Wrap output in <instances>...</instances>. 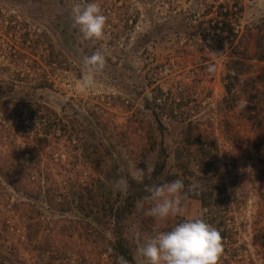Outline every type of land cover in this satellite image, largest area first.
<instances>
[{"label": "rangeland", "instance_id": "1", "mask_svg": "<svg viewBox=\"0 0 264 264\" xmlns=\"http://www.w3.org/2000/svg\"><path fill=\"white\" fill-rule=\"evenodd\" d=\"M199 1L97 0L104 33L84 40L72 26L74 0H0V264H117L118 256L140 264V236L202 216L201 199L187 192L193 180L223 193V219L208 220L232 231L218 264H264V152L236 150L230 139L256 135L245 99L264 95V0H238L239 36L223 53L199 35L191 14ZM97 48L105 67L85 89L82 58ZM229 68L238 94H227ZM160 93L178 103L162 124L152 108ZM29 98L87 136L77 146L56 139L51 175L28 152L29 119L18 113ZM146 158L153 171L137 182L128 165L144 168ZM209 165L213 181L203 179ZM118 175L128 177L126 194L111 189ZM45 176L57 185L42 186ZM13 177L28 184L14 187ZM68 177L87 189L65 188ZM177 177L187 192L180 215L160 222L137 208L144 185Z\"/></svg>", "mask_w": 264, "mask_h": 264}, {"label": "clouds", "instance_id": "2", "mask_svg": "<svg viewBox=\"0 0 264 264\" xmlns=\"http://www.w3.org/2000/svg\"><path fill=\"white\" fill-rule=\"evenodd\" d=\"M70 16L72 26L84 40H99L102 38L106 25V16L101 11L97 0H74ZM105 52L100 48L82 58L86 71L83 73L81 85L85 89L93 88L96 76L104 69ZM216 65L209 64L206 71L215 72ZM244 107L243 104L240 105ZM145 167L140 168L129 163L128 176L137 182H142L145 173L153 171V165L146 158ZM202 185L199 180H193L187 186V192H197ZM146 194L136 201L144 215L155 221H166L171 216L180 215L185 192L184 180L177 177L172 180L144 185ZM114 193L126 194L129 189L128 177L118 175L111 181ZM222 240L218 229L208 223L202 216H185L168 230L153 231L151 234L139 237L136 254L140 264H218L222 252ZM111 252V249L108 250ZM117 264H129L124 256L116 258Z\"/></svg>", "mask_w": 264, "mask_h": 264}, {"label": "trees", "instance_id": "3", "mask_svg": "<svg viewBox=\"0 0 264 264\" xmlns=\"http://www.w3.org/2000/svg\"><path fill=\"white\" fill-rule=\"evenodd\" d=\"M106 4V3H104ZM108 8V7H107ZM243 12V5L238 0H201L198 2V6L194 7L192 16L200 18V32L199 35L206 42V45L217 53H223L227 46L233 44L239 36L240 30L238 29V19L241 17ZM264 36V35H263ZM236 74L232 73V68H229L227 73L226 91L227 94H238L237 89L234 88V78ZM245 100L249 101L252 105L246 106L248 108V118L253 120L256 135L254 137H244L240 134H234L230 137L233 146L236 150H241L245 146L254 147L256 151L264 152V113L261 112V106L264 105L263 94H248ZM154 106L153 111L157 117V120L161 123L162 116L173 117L176 115L175 111L178 108L177 101L175 99L163 97V95L156 94L153 98ZM259 105V106H258ZM251 106L257 108V113H253ZM260 107V108H259ZM18 113L22 117V113L28 116V139L31 141L28 152L38 164H40L41 173L51 175L56 164V149H57V138L66 137L68 143L79 145L86 139L84 130L72 129L69 125V120L61 119L59 114L54 108L50 107L47 103L36 101L34 99H27L26 103L22 108L19 109ZM162 124V123H161ZM33 142V144H32ZM85 143H83L84 145ZM264 158V157H260ZM76 170V169H75ZM212 169L210 165L207 167L205 176L203 179L207 181L215 180L211 176ZM47 177V176H45ZM29 179H22L20 177L10 178V183L19 188V184L22 183L26 186ZM48 177L45 179L42 186L47 188L55 187L50 183H47ZM209 183V182H208ZM65 188H84L87 189L88 182H82L80 179L75 177H68L65 183ZM212 186V187H211ZM206 186L200 189L198 192H188L189 194L196 196L201 199L202 202V217L208 222V220H214L215 218L223 219L221 212L227 210L226 208H217L222 206L224 197L221 193H216L213 189V185ZM80 190V191H83ZM74 195H79V191H75ZM140 193H129L127 198L134 197V200L140 197ZM73 201V200H72ZM46 202H50L49 199ZM98 203V200H95ZM131 201H128L127 205H131ZM101 204V203H100ZM98 203V206L100 205ZM133 204V203H132ZM104 209V205L102 206ZM120 213L116 210L115 216L119 217ZM223 223V222H222ZM221 223V224H222ZM232 231L226 226L220 227V235L222 244L228 239Z\"/></svg>", "mask_w": 264, "mask_h": 264}]
</instances>
